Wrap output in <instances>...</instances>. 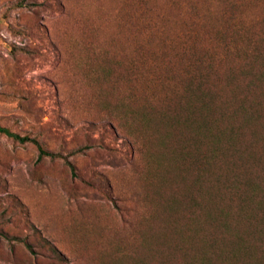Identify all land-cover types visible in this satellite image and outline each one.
Wrapping results in <instances>:
<instances>
[{
  "label": "rangeland",
  "instance_id": "374dc122",
  "mask_svg": "<svg viewBox=\"0 0 264 264\" xmlns=\"http://www.w3.org/2000/svg\"><path fill=\"white\" fill-rule=\"evenodd\" d=\"M263 32L264 0H0V125L55 155L0 134V264H187L207 227L189 219L191 164L184 175L177 138L161 139L183 130L163 117L219 35L263 49ZM262 124L245 131L257 150ZM160 231L175 232L169 254Z\"/></svg>",
  "mask_w": 264,
  "mask_h": 264
},
{
  "label": "trees",
  "instance_id": "16d2710c",
  "mask_svg": "<svg viewBox=\"0 0 264 264\" xmlns=\"http://www.w3.org/2000/svg\"><path fill=\"white\" fill-rule=\"evenodd\" d=\"M227 17L233 15L229 13ZM237 30L242 29L237 26ZM232 39V36L227 39L223 34L219 35L217 41L221 53L214 51L220 53L217 68L213 63L215 54L204 53L199 60L203 69L193 71L186 86L178 91L179 100L184 98L183 106L169 108L170 114L163 117L169 131L183 130L171 134L162 131L161 139L173 135L177 138L176 154L183 162L175 164L184 175L191 164L194 196L189 197V219L198 227H207L197 240L198 246L185 254L187 264H222V260L225 264H262L264 260V143L261 149H254L256 131L245 132L254 127L258 118L264 122V117H260L262 102L259 103L260 96L264 98V63H257L258 57L264 55V48H256V42L250 40L237 50ZM231 57L236 59L234 66L229 61ZM213 76L218 78L216 87L208 84V78ZM237 93H240L239 100ZM142 118L147 121L145 115ZM0 134L20 144L33 145L38 151V159L55 156L29 135L12 133L1 125ZM164 151L172 153L173 149L167 143ZM186 190L191 193L188 187ZM178 206L179 201L170 199L166 208ZM126 219L127 216L124 223L128 225ZM148 238L145 243L150 249L153 244ZM154 239L163 241L164 251L169 254L176 235L175 232L160 231L154 233ZM185 239L186 236L182 242ZM253 241L257 245L251 248L249 244ZM252 249L257 253L252 254ZM52 251H55L53 247ZM169 258L159 257L155 264H167ZM134 264H154V261L139 257L134 258Z\"/></svg>",
  "mask_w": 264,
  "mask_h": 264
}]
</instances>
